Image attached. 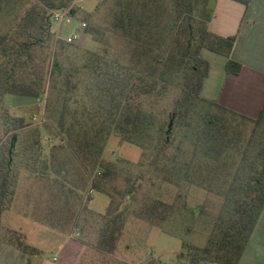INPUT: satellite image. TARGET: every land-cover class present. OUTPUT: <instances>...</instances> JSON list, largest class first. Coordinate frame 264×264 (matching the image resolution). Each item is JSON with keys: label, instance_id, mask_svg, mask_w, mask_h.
Returning <instances> with one entry per match:
<instances>
[{"label": "trees", "instance_id": "16d2710c", "mask_svg": "<svg viewBox=\"0 0 264 264\" xmlns=\"http://www.w3.org/2000/svg\"><path fill=\"white\" fill-rule=\"evenodd\" d=\"M75 1L0 0V10L24 7L14 25L0 34V97L39 99L50 81L48 90L57 94L53 102L64 127L66 103L61 93L84 84L88 104L80 108L81 120L75 117L67 134L84 168L95 174L93 187L111 199L106 212L97 216L102 226L96 249L112 254L124 228L121 203L132 198L134 186L120 192L110 185L119 168L102 158L106 141L110 133L131 143L153 140L155 116L145 110V102L158 104L170 86L177 87L168 115L172 131L162 135L150 165L168 183L181 181L225 194L207 245L189 249L190 263L238 264L264 209V104L259 115L250 118L201 95L210 72L203 50L225 56L228 74L238 75L242 69L230 58L236 36L223 38L209 29L217 0H111L106 23L121 47L84 55L83 63L73 69L80 78L77 83L72 74L64 73L62 60L69 46L60 42L54 49L51 32L53 13L74 15ZM234 1L246 6L251 2ZM60 79L63 85L58 86ZM14 122L15 130L22 128L20 119ZM16 139L14 134L11 149ZM10 153L0 149V215L10 207L17 184ZM173 212L172 205L162 202L146 204L143 210L152 221H165ZM8 231V245L29 255L38 253L21 233Z\"/></svg>", "mask_w": 264, "mask_h": 264}, {"label": "rangeland", "instance_id": "374dc122", "mask_svg": "<svg viewBox=\"0 0 264 264\" xmlns=\"http://www.w3.org/2000/svg\"><path fill=\"white\" fill-rule=\"evenodd\" d=\"M110 5L111 0H76L74 15L63 11L68 14V21L66 18L57 22L52 18L53 47L60 42L69 46V55L62 63L64 73L72 74L74 83L80 78L73 69L83 63L84 55L104 48L112 53L121 47L118 35L107 27ZM23 11L21 5L3 7L0 34L10 29ZM202 55L216 61L223 59L206 49ZM62 83L60 79L58 86ZM49 84L50 81L39 99L11 94L0 97V149L8 155L11 151V172L17 178L11 216L26 233V243L39 249L35 255L18 250L24 264H191L189 249L207 245L213 218L222 212L226 196L196 184L168 183L150 165L156 158L162 135L167 129L172 131L168 115L178 88L170 86L158 104L154 100L145 102V110L155 116L153 140L131 143L115 133L108 136L102 158L119 168L118 177L110 185L120 192L134 186L132 198L122 200L124 228L114 253L108 254L96 249L102 221L97 216L88 217L81 204L91 190L93 195L99 193L88 176L89 173L94 178L95 174L86 172L67 134L75 117L80 119V108L88 104L89 98L83 83L64 89L61 99L66 103V113L61 127L57 112L60 108L53 102L57 94L48 90ZM76 110L79 112L75 113ZM16 119L21 120L22 128L15 130ZM160 127L162 132L158 134ZM14 134L17 139L11 149ZM158 161L161 164L160 158ZM34 174L39 177H33ZM108 199V203L103 197L96 200L104 212L111 202ZM153 202L172 205V216L165 221L147 218L144 206ZM10 238L8 228L0 225V245L7 244Z\"/></svg>", "mask_w": 264, "mask_h": 264}, {"label": "crops", "instance_id": "0c3cea01", "mask_svg": "<svg viewBox=\"0 0 264 264\" xmlns=\"http://www.w3.org/2000/svg\"><path fill=\"white\" fill-rule=\"evenodd\" d=\"M214 9L209 29L223 38L236 36L230 58L241 64L242 69L238 75L228 74L225 56L220 55L223 59L218 61L205 57L210 63V72L201 95L235 112L256 118L264 104V0H251L248 6L234 0H217ZM32 176L39 177L38 174ZM88 176L95 178L89 173ZM98 191V195H93L91 190L81 200L88 217H96L107 210L105 208L104 212L96 204V200L102 197L107 203L109 201L105 193ZM16 195L17 191L12 205L0 215V225L20 232L27 239L26 233L11 216ZM34 248L39 251L38 247ZM13 263L24 264L21 253L11 245H0V264ZM238 264H264V209Z\"/></svg>", "mask_w": 264, "mask_h": 264}, {"label": "built area", "instance_id": "2783aa9c", "mask_svg": "<svg viewBox=\"0 0 264 264\" xmlns=\"http://www.w3.org/2000/svg\"><path fill=\"white\" fill-rule=\"evenodd\" d=\"M67 18V21L69 20L68 14L63 11H58L53 13V19L57 22H62L64 19ZM74 39H77V36L74 37Z\"/></svg>", "mask_w": 264, "mask_h": 264}]
</instances>
